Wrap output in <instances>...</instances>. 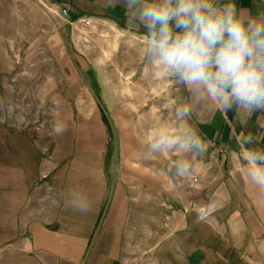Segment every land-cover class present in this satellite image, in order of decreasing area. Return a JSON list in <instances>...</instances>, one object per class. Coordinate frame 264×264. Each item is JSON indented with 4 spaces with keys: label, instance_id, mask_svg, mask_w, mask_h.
<instances>
[{
    "label": "crops",
    "instance_id": "1",
    "mask_svg": "<svg viewBox=\"0 0 264 264\" xmlns=\"http://www.w3.org/2000/svg\"><path fill=\"white\" fill-rule=\"evenodd\" d=\"M234 2L253 17L264 13V0ZM62 6L68 15L57 11ZM0 11L2 66L47 63L2 52L41 49L42 38L56 50L67 23L79 31L109 26L132 34L126 111L132 137L124 131L118 155L85 106L77 107L85 116L76 124L59 123L63 133L55 131L57 123L42 133L34 102L26 112L17 100L40 97V90L21 89L15 82L21 75L0 73V264H264V189L249 181L241 147L252 135L257 142L248 147L264 149V112L242 116L212 102L193 104L186 87L148 61L138 40L147 29L130 24L122 3L0 0ZM184 105L191 106L187 123L202 135L205 150L189 175L177 177L180 157L152 154L148 144L162 123L183 124L176 110ZM78 198L89 202L88 212L76 210Z\"/></svg>",
    "mask_w": 264,
    "mask_h": 264
},
{
    "label": "clouds",
    "instance_id": "2",
    "mask_svg": "<svg viewBox=\"0 0 264 264\" xmlns=\"http://www.w3.org/2000/svg\"><path fill=\"white\" fill-rule=\"evenodd\" d=\"M105 8L123 4L133 27L147 32L146 57L164 75L192 94L193 104L212 102L223 111L233 108L242 116L264 112V13L253 17L238 9L234 0H99ZM191 106L176 110L178 121L159 125L148 144L152 154L176 153L177 177L192 171L191 162L205 150L199 131L187 121ZM60 134L66 126L57 123ZM256 137L241 143L247 151L249 181L264 189V149L250 148ZM74 207L89 211L78 198Z\"/></svg>",
    "mask_w": 264,
    "mask_h": 264
},
{
    "label": "rangeland",
    "instance_id": "3",
    "mask_svg": "<svg viewBox=\"0 0 264 264\" xmlns=\"http://www.w3.org/2000/svg\"><path fill=\"white\" fill-rule=\"evenodd\" d=\"M20 22L21 19H17V25ZM92 29L79 31L67 23L62 26L63 32L57 38L56 50L47 39L42 38L41 49L2 52L6 58L34 56L36 60L42 58L41 61H48H42L41 65L36 62L23 66L0 65V73L4 71L10 77L21 75L19 81L15 80L21 89L40 90V97H21L17 100L24 105L26 112L34 102L36 110L33 116L42 133L50 127L52 129L54 123L64 121L76 124L80 117L85 116L82 113L78 115L76 109L85 106V112L98 123L101 134L112 144L114 142L118 155L124 131L132 137L129 123L132 120L126 112L132 108V34L109 26ZM138 40L146 44L145 37ZM50 78L51 81L48 80ZM45 91L49 95L44 94ZM118 94L121 96L116 97ZM59 105L66 108L65 113H60ZM118 106L125 107L121 108L123 113L116 112ZM26 116L30 114L26 113ZM88 119L86 121L91 122ZM26 121L29 122L28 119Z\"/></svg>",
    "mask_w": 264,
    "mask_h": 264
},
{
    "label": "built area",
    "instance_id": "4",
    "mask_svg": "<svg viewBox=\"0 0 264 264\" xmlns=\"http://www.w3.org/2000/svg\"><path fill=\"white\" fill-rule=\"evenodd\" d=\"M41 3H46V0H39ZM57 11H60L62 15H68L69 14V8L67 6H62L60 9L56 8ZM56 11V10H55ZM84 22V25L90 26L92 23V20L90 18H86L82 20Z\"/></svg>",
    "mask_w": 264,
    "mask_h": 264
}]
</instances>
